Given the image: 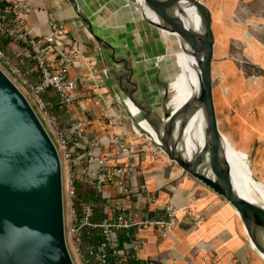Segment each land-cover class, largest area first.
I'll return each instance as SVG.
<instances>
[{"label":"water","instance_id":"1","mask_svg":"<svg viewBox=\"0 0 264 264\" xmlns=\"http://www.w3.org/2000/svg\"><path fill=\"white\" fill-rule=\"evenodd\" d=\"M66 1L91 37L97 39L107 83L132 125L169 161L223 198L234 210L236 232L245 246L252 249L242 224L252 235L259 252L264 255V205L237 193L229 179V165L225 157L218 156L214 150H196L191 155V163H187L161 138L156 137L155 140L151 137L145 126H152L145 114L151 110L150 107L138 101L115 75L103 43L97 38L94 27L79 4L75 0ZM176 1L193 6L205 34L214 41L219 40L225 48H230L231 53L232 43L237 37L247 34L232 27L234 22L243 20L236 15L234 18L228 14L226 16V8L219 5L218 0ZM233 13L237 14V9ZM257 46L263 49L264 54V47L259 43ZM164 125V130L171 133L172 127L166 122ZM247 164L248 178L264 186V176L259 174V168L249 160ZM199 166L209 167L211 173H206ZM0 264H73L65 237L58 152L25 95L1 69Z\"/></svg>","mask_w":264,"mask_h":264},{"label":"crops","instance_id":"2","mask_svg":"<svg viewBox=\"0 0 264 264\" xmlns=\"http://www.w3.org/2000/svg\"><path fill=\"white\" fill-rule=\"evenodd\" d=\"M28 1L33 8L27 18V26L32 36L43 35L49 31L47 16L51 11L57 21L63 24L68 41L82 52L91 67L99 68L96 63V59L100 62L98 46L66 0ZM218 4L226 8L225 15L238 9L234 0H218ZM4 49L23 73H27L32 67L29 52L21 44L9 40L4 44ZM54 56L55 51H52L48 58L52 59ZM108 60L113 68L109 57ZM69 73L72 76H82L86 73V68L75 62L69 66ZM89 84L88 77L81 79L73 93L74 104L60 108V127L69 136L72 134L74 121L81 120L86 129L84 138L78 144L96 140L102 150L109 151L113 149L111 131L108 127L106 130L100 119V110L93 104ZM211 94L213 98V86ZM115 107L117 108L116 104L113 108ZM213 107L216 110L214 99ZM261 113L264 114V104L261 106ZM131 126L132 123L126 117L124 126L119 129L120 137L125 142H128L131 135ZM218 131L223 136L219 128ZM230 138H234L233 135L225 132V145ZM230 145L233 146L230 147L232 150L235 149V140L234 143L230 141ZM152 153L148 147L141 146L127 155L137 161V170L128 175L126 184L139 188L138 191L118 195L110 185H104L99 192L89 187L100 194L99 205H108L107 216L110 218L113 216L112 209L117 206L124 208L138 221L162 214L168 200L177 207V224L166 237H161L159 230L151 227L135 234L141 241V247L137 252L139 261L133 264H264L263 254L250 242L252 249H248L238 236L234 210L223 198L187 175L164 156ZM127 156L107 159L105 164L128 166ZM225 158L229 157L225 155Z\"/></svg>","mask_w":264,"mask_h":264},{"label":"built area","instance_id":"3","mask_svg":"<svg viewBox=\"0 0 264 264\" xmlns=\"http://www.w3.org/2000/svg\"><path fill=\"white\" fill-rule=\"evenodd\" d=\"M32 9L28 0H0V32L12 41L24 46L28 50L32 62V67L28 72L23 73L0 47V69L25 95L58 152L62 173L66 241L68 235L74 252L79 257L80 264H88L86 260L80 257L79 253L81 232L99 230L105 236V242L91 248L89 254H93L101 264H108V256L115 260L114 264H122L117 259L118 253L114 243L110 242V234L118 231H125L126 233L131 231L130 233L134 237L131 242V249L134 258L138 260L137 252L141 247V241L135 237V234L151 227L158 229L161 237H166L177 224V207L173 205L171 200H168L162 214L138 221L124 208L117 206L112 209L113 216L111 218L94 221L92 219L94 205L86 203L82 208L81 217L77 219L73 207V202L77 197L76 184L86 185L97 192L104 185H110L117 191L118 195L134 193L139 188L127 186L126 178L137 170V161L134 157L127 155L141 146L148 147L149 151L157 154L156 156L162 154L145 138L143 139V136L133 125L128 142L121 139L119 129L124 126V120L127 116L107 83L104 69L101 67L98 70V68L91 67L82 52L73 43L65 40L64 26L57 21L51 11L47 16L49 31L43 35L32 36L27 26V18ZM52 51H55V56L49 59ZM75 62L86 68L84 75H70L69 66ZM85 77L90 79L89 93L93 104L100 110V119L111 131L112 150H102L101 145L96 140L79 145L78 141L84 138L86 129L85 123L81 120L74 121L72 130L78 148L71 147L69 138L61 129L56 116L49 112L50 105L44 100V94L50 91L63 106L74 104L73 93L81 79ZM115 104L117 108H113ZM63 106L61 107L63 108ZM124 155L127 156L128 166L117 163L112 166L105 164L107 159L119 158ZM95 163V172L89 174L92 164ZM102 206L107 215L108 205L103 204ZM107 243H110L109 253L105 252Z\"/></svg>","mask_w":264,"mask_h":264},{"label":"bare ground","instance_id":"4","mask_svg":"<svg viewBox=\"0 0 264 264\" xmlns=\"http://www.w3.org/2000/svg\"><path fill=\"white\" fill-rule=\"evenodd\" d=\"M75 1L103 43L114 72L119 62L124 64L127 70L125 79L116 74L122 84L138 101L150 107L151 110L145 114L152 126H145L151 137L155 140L156 137L161 138L187 163L193 160L191 155L194 151L202 149L205 152L214 150L218 156L225 157V141L217 128L211 94L209 62L212 39L201 27L194 7L176 0H95L100 10H107L108 17L104 18L99 8H95V13L89 12L81 0ZM176 5H180L187 14H182L183 19L191 18L183 69L180 48L165 51L161 34V30L166 31L168 14L180 16L179 13H182L174 10ZM199 64L206 65V68L199 71ZM178 72L183 74L178 76ZM184 86H187L188 92L183 90ZM165 122L172 127L171 133L164 130ZM225 160L229 165V179L237 193L264 205L262 183L248 178L247 173ZM199 168L211 173L209 167ZM242 228L251 245L259 252L243 224Z\"/></svg>","mask_w":264,"mask_h":264},{"label":"rangeland","instance_id":"5","mask_svg":"<svg viewBox=\"0 0 264 264\" xmlns=\"http://www.w3.org/2000/svg\"><path fill=\"white\" fill-rule=\"evenodd\" d=\"M81 1L89 12L95 13V8H99L104 18L108 17L107 10H100L95 0ZM234 3L238 4L237 14L228 12V15L230 18L236 15L243 21H238L237 24L233 21L235 24L231 25L247 34L239 33L240 36L232 43V53L229 51L230 48H225L219 40L211 41L212 54H210L209 70L216 119L218 128L223 133V139L225 132L231 133L234 137L230 138L225 145V155L229 157V162L247 173L249 160L259 168V174L264 176V114L261 113V106L264 104V54L263 49L257 46L259 43L264 47V0H234ZM131 7L136 8L134 5ZM174 10L182 13H179L180 16L169 13L166 31L160 30L165 51L180 48L183 69L191 18L183 19L182 14L185 12L180 5H176ZM99 61L96 59V63L101 68L102 66L99 65L101 60ZM198 68L201 71L206 68V65L204 67L199 64ZM115 72V75L120 74L121 79H125L127 70L122 62L116 65ZM181 72L176 74L181 76L183 74ZM134 73L139 77L136 70ZM183 90L188 92L187 86H184ZM234 140L236 147L232 150L230 141L234 143ZM66 242L73 264H80L68 235Z\"/></svg>","mask_w":264,"mask_h":264},{"label":"trees","instance_id":"6","mask_svg":"<svg viewBox=\"0 0 264 264\" xmlns=\"http://www.w3.org/2000/svg\"><path fill=\"white\" fill-rule=\"evenodd\" d=\"M9 40L11 39L0 32V47L4 51H5L4 44ZM65 40L68 41L69 39L65 38ZM44 100L46 103L50 105L49 112L54 114L59 122V110L60 108L62 109L61 106H63V104L50 91L44 94ZM59 125H60V122H59ZM106 127L107 126L105 125V128ZM67 138H69L71 147L75 149L78 148L76 139L72 134H70L69 136L67 135ZM96 155L98 156V154ZM95 169H96V163L92 164L89 174H93L95 172ZM76 189H77V197L73 202V207H74L77 219L81 217L82 208L86 203H91L94 205V213H93V218H92L94 221H103L104 219L108 218V216L104 213L103 206L99 205L100 194L93 192L86 185L85 186L80 185V183L76 184ZM130 232L126 233L125 231H118V232H112L110 234V242L114 243V246L117 249V253H118L117 259H119L122 262V264L137 263L139 261L134 258V253L131 249V242L134 239V237ZM103 242H105V236L99 230L82 231L79 246H78L79 251H80L79 252L80 257L83 260H86L88 264H101L100 261L93 254H89V250L91 248H95L96 246H98L100 243H103ZM105 252L106 253L110 252V243L106 244ZM114 261L115 260L113 258L108 256L107 258L108 264H114Z\"/></svg>","mask_w":264,"mask_h":264}]
</instances>
